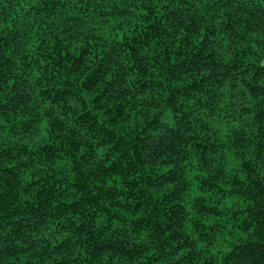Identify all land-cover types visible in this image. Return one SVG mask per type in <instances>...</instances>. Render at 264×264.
Wrapping results in <instances>:
<instances>
[{"label":"trees","instance_id":"trees-1","mask_svg":"<svg viewBox=\"0 0 264 264\" xmlns=\"http://www.w3.org/2000/svg\"><path fill=\"white\" fill-rule=\"evenodd\" d=\"M0 264H264V0H0Z\"/></svg>","mask_w":264,"mask_h":264}]
</instances>
